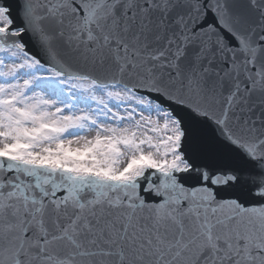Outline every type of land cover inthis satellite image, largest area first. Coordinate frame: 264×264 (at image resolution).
<instances>
[{"label":"snow or ice","instance_id":"obj_1","mask_svg":"<svg viewBox=\"0 0 264 264\" xmlns=\"http://www.w3.org/2000/svg\"><path fill=\"white\" fill-rule=\"evenodd\" d=\"M0 264H264V0H0Z\"/></svg>","mask_w":264,"mask_h":264}]
</instances>
